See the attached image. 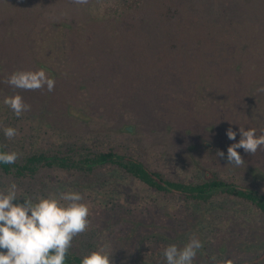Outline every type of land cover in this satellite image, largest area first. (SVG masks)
I'll use <instances>...</instances> for the list:
<instances>
[{
  "label": "rangeland",
  "instance_id": "rangeland-1",
  "mask_svg": "<svg viewBox=\"0 0 264 264\" xmlns=\"http://www.w3.org/2000/svg\"><path fill=\"white\" fill-rule=\"evenodd\" d=\"M5 1L0 0V124L2 130L14 127L19 132L15 138L8 139L11 149L23 156L33 149L56 148L75 140L97 138L130 147L149 165L172 177L193 180L218 173L264 192V149H258L254 155L243 148L237 149L245 160L239 167L227 161L228 146L241 138L240 127L254 128L257 136L264 133L263 106L257 105L254 98L240 100L241 94L237 92L255 77L236 63L233 77L246 80L238 83L236 90L237 82L229 81L230 76L219 71L222 55L215 50L216 45L211 44L212 41H188L204 34L201 27H192L186 22L181 26L174 23L167 31L159 30L164 37L161 40H169L171 44H160L159 54L155 48L154 58L148 55L143 63L138 64L130 57L129 66L122 68L114 60L102 58L103 55L78 63L71 58L87 55L89 50L82 52L66 47L65 60L61 49L55 51V47H48L54 55L41 50L40 37L53 41L62 37V43L66 29L61 36L60 28L48 25V15L25 12L21 5L11 8ZM51 1L45 3V10L52 6ZM117 2H101L97 5L98 14L123 9ZM263 3L264 0L256 1L260 6ZM244 6L237 4L235 19L243 20L249 13V18L258 17L254 7L244 10ZM20 16L41 19L38 28L42 32L38 31L41 35L32 43L33 50L27 51L26 37L16 19L14 21V17ZM9 18L11 23L8 24ZM114 21L110 17V25ZM153 21L148 26L152 27ZM92 29L95 35L102 34L96 26ZM83 30H79L78 35ZM87 30H84L85 35ZM143 30L132 35L139 45L148 38L149 30ZM150 32L155 35L154 30ZM180 33L185 37L178 40ZM242 33L236 42L237 51L244 44ZM260 46L264 47V42ZM38 54L45 57L44 62L51 70L35 61ZM159 55L161 58L156 59ZM159 60L163 61V67L157 72L164 68L170 70L171 81L168 77L155 78V65ZM112 63L117 66L112 68ZM39 69H44L55 80L52 92L46 88L26 91L4 83L14 71ZM203 80L205 85L201 88ZM17 94L31 106L20 117L3 102L5 97ZM229 128L237 133L235 141L227 137ZM217 150L224 152V158L216 156ZM61 178L46 182L43 189L46 193L37 189L38 196L64 191L84 195L83 202L90 206V227L72 242V248L84 254L107 244L113 253V264H167L164 249L171 244L182 248L195 236L203 247L198 250L193 264L264 261V216L242 201L226 200L213 207L211 204L196 209L179 195L158 194L123 174H119L117 181H113L112 173L102 170L93 176L66 174ZM6 188L0 183V190ZM36 197L32 195L33 199Z\"/></svg>",
  "mask_w": 264,
  "mask_h": 264
},
{
  "label": "trees",
  "instance_id": "trees-1",
  "mask_svg": "<svg viewBox=\"0 0 264 264\" xmlns=\"http://www.w3.org/2000/svg\"><path fill=\"white\" fill-rule=\"evenodd\" d=\"M6 1L8 7L14 8L21 5L25 12L30 10L31 13L35 12L38 16L48 15V25L60 28L61 36L66 29V35L62 43V37L59 38V41L40 37L41 50L44 52L45 49V51L47 50L54 55V52L47 49L48 47H55V51L61 49L60 52L64 60L67 53L66 47L77 48L80 51L84 49L86 52L89 50L90 56L85 53V56L71 58L72 61L76 59L74 62L78 63L86 58L102 57V55V58H107L110 61L114 60L122 68L129 66L130 57L136 60L138 64L140 61L143 63L148 55H153L151 58H154L155 55L152 52L155 48H157L155 50L159 54L161 45L171 44L169 40H161L164 37L159 30L164 28L167 31L174 23L181 26L186 22H188L187 25L192 27H201L199 29L203 30L204 34L195 35L189 38L188 41L196 40L198 43L212 41L211 44L216 45L215 50L222 55L219 57L221 60L219 71L229 75V81L232 80L234 84L237 82L234 87L236 90L238 89V83L243 84L246 82V80L240 81L233 77L234 74L232 73L235 72L233 66L236 63L237 67L253 74L255 79L250 84L248 81L246 85L240 87V90H237L242 97L239 99L249 100L254 98L257 105L264 108V92L258 91V89L264 87V47H259L264 42V31L262 30L264 27V3L260 6L256 4L257 0H215L212 3L211 0H118L119 7L122 5L123 9L117 8L115 9L116 13L104 12L102 14H98L97 5L107 0H89L87 5H77L72 0H52V6L47 10L44 9V5L48 0ZM238 3L245 4L244 10L250 6L254 7L258 17L249 18V13L243 20L235 19L238 15L236 12V10L238 11L236 8ZM32 17H14V21L16 19L20 31L26 37L25 47L27 51L33 50L32 43H35L38 35H41L38 34V31L42 32L38 28L41 19ZM110 17L115 19L113 25H110ZM185 18L192 20L185 21L187 20ZM153 19L152 28L148 25ZM6 22L11 23V18ZM95 26L100 29L101 35L97 36L92 33V28ZM86 28L88 30L85 35L84 30ZM82 29L84 30L78 35L77 32ZM139 29L149 30L148 35H146L148 38L141 45L132 38V35ZM71 30H74L75 33H71ZM151 30L155 31V35H153L154 32L153 34L150 32ZM240 32H243L242 41L244 44L240 45L241 49L237 51L236 42H238ZM12 35V38L15 39L14 32H12ZM156 35L159 38H156ZM182 37L185 36L180 33L177 38L181 40ZM256 45L258 48L255 47ZM98 46L100 48H97ZM99 49H102V51L98 52ZM122 50L125 52H118ZM128 52L131 55L127 54ZM35 57L37 63L45 69H50L44 62L45 57L41 58L39 54ZM39 58L42 59L41 62ZM160 58V55L156 57V59ZM58 59L60 60L61 57L58 56ZM162 63L163 61H160L159 64L155 65L156 72L163 67ZM115 65L112 63V68H115ZM156 72L155 78L168 77L171 81L172 77H169L171 76L170 70L164 68L163 71ZM261 78L262 81L259 80ZM204 85L203 80L200 87L202 88ZM2 129L1 125L0 151H14L9 146L8 139L4 136V130ZM100 170L112 173L113 181H117L119 174H123L138 180L147 189L158 194L169 197L179 195L188 206H194L193 208L196 209L209 207L211 204V207H213L215 203L219 204L221 201L239 200L251 206L252 210L261 216H264V192L258 188L244 185L234 179L224 178L218 173L211 174L208 177L200 176L198 179L193 180L172 177L168 173L149 165L141 156L132 152L130 147L118 143H106L102 140L99 141L97 138L89 139V141L84 139L75 140L56 148L33 149L20 156L14 164H0V183L8 187L10 183L15 182L19 190L18 195L32 197L34 194L39 195L37 189L46 193L47 190H43L46 182L53 181L55 178L62 179L61 176L66 174L93 176ZM19 202H23L22 198ZM88 253L84 254L71 247L65 264H80L82 257ZM230 264L238 263L230 262ZM248 264H264V261L252 260Z\"/></svg>",
  "mask_w": 264,
  "mask_h": 264
},
{
  "label": "clouds",
  "instance_id": "clouds-1",
  "mask_svg": "<svg viewBox=\"0 0 264 264\" xmlns=\"http://www.w3.org/2000/svg\"><path fill=\"white\" fill-rule=\"evenodd\" d=\"M72 2L87 5L89 0ZM4 83L26 91L46 88L52 92L55 87V80L44 69L14 71ZM258 91L264 92V87ZM3 102L16 117L31 108L19 94L5 97ZM239 132V141L227 148L228 163L237 167L245 162L237 149L243 148L252 155L258 149H264V133L257 136L254 128L242 127ZM18 134L14 127L4 128V135L9 140ZM226 134L235 141V131L229 128ZM224 155L223 151L217 150L216 156L224 158ZM20 156L16 151H0V164H14ZM18 191L15 182L10 183L6 190H0V264H65L73 239L90 227V206L83 202L84 195L78 191H64L33 199L21 197ZM21 198L23 202H19ZM202 247V242L192 236L182 248L176 244L167 246L163 255L167 264H193ZM109 249V245H102L83 256L80 264H113V253Z\"/></svg>",
  "mask_w": 264,
  "mask_h": 264
}]
</instances>
